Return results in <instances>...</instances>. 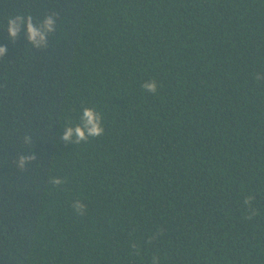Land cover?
<instances>
[{"label":"trees","instance_id":"obj_1","mask_svg":"<svg viewBox=\"0 0 264 264\" xmlns=\"http://www.w3.org/2000/svg\"><path fill=\"white\" fill-rule=\"evenodd\" d=\"M0 47V264H264V0H0Z\"/></svg>","mask_w":264,"mask_h":264},{"label":"clouds","instance_id":"obj_2","mask_svg":"<svg viewBox=\"0 0 264 264\" xmlns=\"http://www.w3.org/2000/svg\"><path fill=\"white\" fill-rule=\"evenodd\" d=\"M21 26L24 27L25 35L27 36L28 41L34 47L39 48L42 46L47 47V35L56 30L57 24L55 18L52 16H46L39 27L33 24L32 17L30 15L26 18L24 16H16L8 20L6 29L8 37L15 40L17 34L21 30ZM5 51L6 49L4 47H0V57L4 55ZM141 86L147 92L155 93L157 90V84L154 80L148 83L143 82ZM82 120V125H77L75 128L69 127L65 131L63 139L68 140L75 134L77 143L79 144L81 141H88L89 137H98L104 133V128L101 124V114L94 108H85L83 110ZM28 159H31V157H21L19 160L20 167H23L24 163ZM52 183L59 185L62 181L57 178L53 180ZM245 202L250 203V200H246ZM73 207L78 215L84 214V204L77 201L73 204ZM248 219H251V216H249Z\"/></svg>","mask_w":264,"mask_h":264}]
</instances>
